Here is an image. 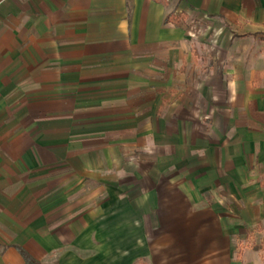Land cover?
<instances>
[{
    "label": "crops",
    "instance_id": "0c3cea01",
    "mask_svg": "<svg viewBox=\"0 0 264 264\" xmlns=\"http://www.w3.org/2000/svg\"><path fill=\"white\" fill-rule=\"evenodd\" d=\"M261 31L264 0H0V264H264Z\"/></svg>",
    "mask_w": 264,
    "mask_h": 264
},
{
    "label": "rangeland",
    "instance_id": "374dc122",
    "mask_svg": "<svg viewBox=\"0 0 264 264\" xmlns=\"http://www.w3.org/2000/svg\"><path fill=\"white\" fill-rule=\"evenodd\" d=\"M203 15L201 16H192L191 19H189L187 22H186V26H187V31H192L190 33L193 34V37L195 36V39L199 37H202L204 36V34L206 33V24H205V18H202ZM211 17H217V16H211ZM219 19V18H218ZM244 31L243 30H240V29H237V31H230L231 34H229V36H233L234 38L235 37H239V36H236L238 35V33H243ZM219 34L221 33V31H215V34ZM214 34V32H213ZM259 35H264V31H261L259 32ZM261 36H258L257 38H260ZM228 39H226L227 41ZM221 47V45H218V47ZM204 48V47H202ZM204 51V50H203ZM206 51V49H205ZM220 55H222L223 53L219 52Z\"/></svg>",
    "mask_w": 264,
    "mask_h": 264
},
{
    "label": "trees",
    "instance_id": "16d2710c",
    "mask_svg": "<svg viewBox=\"0 0 264 264\" xmlns=\"http://www.w3.org/2000/svg\"><path fill=\"white\" fill-rule=\"evenodd\" d=\"M183 18H184V16H177L175 14V12H171L166 17L165 22L166 23L178 24ZM21 252H22L23 256L25 257L26 261L28 262V264H41L38 261H36L35 259H33L26 251L21 249Z\"/></svg>",
    "mask_w": 264,
    "mask_h": 264
}]
</instances>
